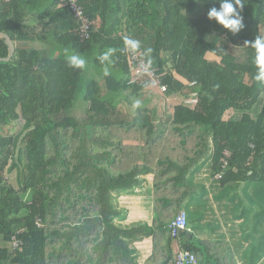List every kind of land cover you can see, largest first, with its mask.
Listing matches in <instances>:
<instances>
[{"label":"trees","instance_id":"obj_1","mask_svg":"<svg viewBox=\"0 0 264 264\" xmlns=\"http://www.w3.org/2000/svg\"><path fill=\"white\" fill-rule=\"evenodd\" d=\"M79 4L90 18L88 40L65 0H0V31L16 46L0 61V264L174 263L172 211L188 197L193 168L211 159L224 182L264 179V85L254 79L250 44L264 37V0H245L237 34L207 18L218 0ZM125 38L141 42L136 51L165 92L148 74L131 83L136 61ZM109 48L114 63L99 79L85 80L86 70L65 58L69 49L102 70L98 57ZM9 52L0 35V56ZM147 88L171 98V119L135 120L139 108L124 103ZM116 124L135 128L140 145H125ZM150 186L151 226L133 221L124 200ZM187 234L180 244L200 261ZM205 256L238 264L223 248Z\"/></svg>","mask_w":264,"mask_h":264},{"label":"crops","instance_id":"obj_2","mask_svg":"<svg viewBox=\"0 0 264 264\" xmlns=\"http://www.w3.org/2000/svg\"><path fill=\"white\" fill-rule=\"evenodd\" d=\"M60 28L63 29L62 26ZM260 30L264 33L263 25ZM27 45H32L31 41ZM131 98L134 101L137 98L143 99L140 100L141 106L134 108H139L134 114L135 120L158 123L171 119L173 104L166 95L147 88L139 96ZM184 98L188 102L193 101V98ZM134 101L124 104L128 107ZM114 129L130 133L126 127L118 124ZM219 174L223 177V173L213 174L211 159L193 168L189 172L188 197L180 201V204L175 203L172 216L175 218L180 209L187 211V238L203 252V255H199L198 264H214L213 261H206L208 248L217 252L223 248L226 254L235 257L238 264H264V179L224 182L222 177L218 178ZM248 174L251 175L252 171ZM144 191L139 195L126 196L124 200L129 197L125 202L133 221L151 226L156 219L157 206L151 192L152 186L148 187L147 192ZM172 246L175 254L179 248H183L180 240L175 239Z\"/></svg>","mask_w":264,"mask_h":264},{"label":"clouds","instance_id":"obj_3","mask_svg":"<svg viewBox=\"0 0 264 264\" xmlns=\"http://www.w3.org/2000/svg\"><path fill=\"white\" fill-rule=\"evenodd\" d=\"M220 9L215 7L209 9L207 18L209 20H215L219 25L225 29H229L232 34H237L244 27L243 16L241 12L245 6V0H218ZM125 51L131 50L135 52L140 48L141 42L137 39L125 38ZM251 46L255 49L254 65L256 67V73L254 76L255 81L264 85V37H256L254 41L250 42ZM116 49L109 48L103 52L99 57L100 65L104 75L110 74L111 65L114 63L113 56ZM151 48L146 49V54L151 53ZM65 58L70 68L86 70L88 61L86 58L76 52L69 49H65ZM140 101L136 100L133 103V108L140 107Z\"/></svg>","mask_w":264,"mask_h":264},{"label":"built area","instance_id":"obj_4","mask_svg":"<svg viewBox=\"0 0 264 264\" xmlns=\"http://www.w3.org/2000/svg\"><path fill=\"white\" fill-rule=\"evenodd\" d=\"M65 4L69 6L75 17L78 19L81 25V37L83 40H88L92 37V28L89 15L86 14L82 5L79 4V0H65ZM130 55L136 61L133 65V75L131 78V83H137L145 74L150 76L153 86L159 88L161 91H166L167 86L162 83L161 79L155 74V72L150 68L147 60L137 51H129ZM254 147V145H253ZM227 165V163H226ZM222 174L218 175L221 178ZM170 229L172 232L173 239L180 240V234L183 231L188 230V213L185 209H180L170 224ZM14 246H18V242H12ZM199 260L195 252L179 248L175 254L174 264H198Z\"/></svg>","mask_w":264,"mask_h":264},{"label":"rangeland","instance_id":"obj_5","mask_svg":"<svg viewBox=\"0 0 264 264\" xmlns=\"http://www.w3.org/2000/svg\"><path fill=\"white\" fill-rule=\"evenodd\" d=\"M262 26V25H261ZM263 26H264V24H263ZM100 74V75H99ZM101 75H102V70L101 69H99V68H94V67H92L90 64H88V66H87V69H86V72H85V74H84V76H85V80H90V79H92L93 77H97L98 79L101 77ZM192 99V98H191ZM132 100L134 101L135 99L134 98H132ZM137 100H143L142 98H137ZM192 100H194V99H192ZM129 103H127V105H128ZM78 108H80V109H83V108H81L80 106L78 107ZM128 108H130V109H134L133 108V105L131 104V105H129L128 106ZM129 109V110H130ZM82 111V110H81ZM81 111L80 110H78L77 112L79 113V115L81 116L82 115V113H81ZM83 112V111H82ZM83 116V115H82ZM134 130H131V132L130 133H127L126 131H124L123 129H114L113 130V132L115 133V134H118V135H120V136H122L123 137V140L128 144V146L129 145H133V146H139L140 145V143H139V141H137V137H136V131H134ZM133 135V136H132ZM126 144V145H127ZM19 148H22L23 147V141H20L19 142V146H18ZM20 155V151H18L17 150V148H15V152H14V159H16L18 156ZM14 162V161H13ZM12 162V164H13V168L11 169V171L10 172H8L9 173V176H10V178H11V180H12V182H14L15 184H16V176H17V171H19V167H18V165H15V163H13Z\"/></svg>","mask_w":264,"mask_h":264},{"label":"water","instance_id":"obj_6","mask_svg":"<svg viewBox=\"0 0 264 264\" xmlns=\"http://www.w3.org/2000/svg\"><path fill=\"white\" fill-rule=\"evenodd\" d=\"M0 35L3 36V37L6 39L8 45H9V48H10L9 55H8L7 57H1V56H0V61H2V60H6V61H8V60H10V59L12 58V56L14 55L15 50H16V46H15V43H14L12 37H11L8 33L1 32V31H0ZM0 152H1V146H0Z\"/></svg>","mask_w":264,"mask_h":264}]
</instances>
